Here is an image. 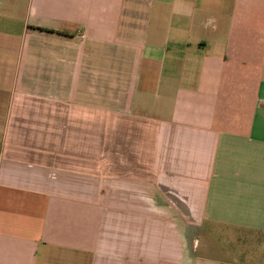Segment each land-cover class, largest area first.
<instances>
[{
    "label": "crops",
    "instance_id": "crops-1",
    "mask_svg": "<svg viewBox=\"0 0 264 264\" xmlns=\"http://www.w3.org/2000/svg\"><path fill=\"white\" fill-rule=\"evenodd\" d=\"M0 264H264V0H0Z\"/></svg>",
    "mask_w": 264,
    "mask_h": 264
}]
</instances>
